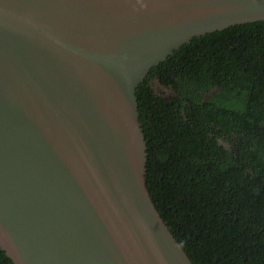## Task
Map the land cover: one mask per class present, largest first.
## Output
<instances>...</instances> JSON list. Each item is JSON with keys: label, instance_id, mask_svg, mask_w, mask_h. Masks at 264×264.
<instances>
[{"label": "water", "instance_id": "water-1", "mask_svg": "<svg viewBox=\"0 0 264 264\" xmlns=\"http://www.w3.org/2000/svg\"><path fill=\"white\" fill-rule=\"evenodd\" d=\"M264 0H0V249L14 264H194L153 202L137 88Z\"/></svg>", "mask_w": 264, "mask_h": 264}, {"label": "trees", "instance_id": "trees-1", "mask_svg": "<svg viewBox=\"0 0 264 264\" xmlns=\"http://www.w3.org/2000/svg\"><path fill=\"white\" fill-rule=\"evenodd\" d=\"M136 95L150 196L192 262L264 264V21L194 38Z\"/></svg>", "mask_w": 264, "mask_h": 264}]
</instances>
